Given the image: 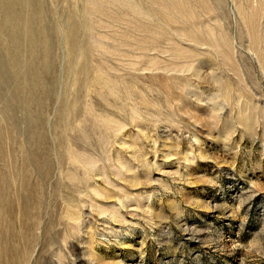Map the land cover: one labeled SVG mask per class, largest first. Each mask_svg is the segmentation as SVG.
<instances>
[{"label":"rangeland","instance_id":"rangeland-1","mask_svg":"<svg viewBox=\"0 0 264 264\" xmlns=\"http://www.w3.org/2000/svg\"><path fill=\"white\" fill-rule=\"evenodd\" d=\"M0 264H264V0H0Z\"/></svg>","mask_w":264,"mask_h":264}]
</instances>
